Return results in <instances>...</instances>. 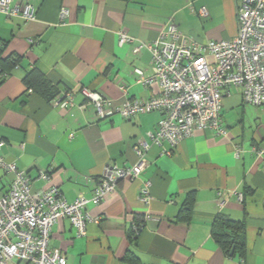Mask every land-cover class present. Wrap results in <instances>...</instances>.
<instances>
[{
    "label": "crops",
    "instance_id": "obj_1",
    "mask_svg": "<svg viewBox=\"0 0 264 264\" xmlns=\"http://www.w3.org/2000/svg\"><path fill=\"white\" fill-rule=\"evenodd\" d=\"M28 1L35 8L32 19L0 11V59L17 57L15 66L5 61L0 67V155L27 171L33 189L49 184L38 176L48 171L50 184L69 201L79 193L90 197L88 179L101 175L107 164H134L133 145L139 137L149 142L161 117L152 111L129 119L119 113L97 118L90 106L80 108L86 102L81 89L117 105L156 95L158 85L136 81L135 68L146 76L152 69L149 49L135 54L134 44L155 40L171 23L198 42L231 39L238 29V0ZM61 8L67 11L62 19ZM201 8L206 15L197 13ZM121 29L133 43L118 44ZM33 67L51 85L50 99L23 82ZM67 90L74 104L52 105ZM221 119L225 134L195 131L170 155L163 153L167 141L151 144L147 166L136 179L119 181L98 205L87 203L90 216L99 220L88 223L86 234L77 236L68 219H59L50 245L65 254L67 264H264V169L253 151L264 142V109L244 103L240 89L232 87L223 96ZM8 180L0 169V186ZM146 183L147 202L140 199ZM219 214L243 222L242 259L214 240L211 226Z\"/></svg>",
    "mask_w": 264,
    "mask_h": 264
},
{
    "label": "built area",
    "instance_id": "obj_2",
    "mask_svg": "<svg viewBox=\"0 0 264 264\" xmlns=\"http://www.w3.org/2000/svg\"><path fill=\"white\" fill-rule=\"evenodd\" d=\"M0 11L19 15L24 19L34 17L35 8L28 1L12 4V0H0ZM206 15V10L197 11ZM67 14L60 10L61 19ZM238 29L231 39L198 42L192 36L181 32L175 23L169 24L158 38L151 42H139L132 47L133 53L142 48L151 52V73L145 75L135 68L136 81L156 84L159 92L147 98H125L114 104L103 95L83 87L81 94L97 118L119 113L129 119L140 113L158 111L161 117L154 132H149L148 142L139 137L133 145L137 160L130 166L109 163L98 177H91L92 195L79 193L69 201L50 184V173L39 171L38 176L49 183L46 187L33 189L27 171L15 161L0 155V169L9 176L8 184L0 186V264H67L65 254L50 245V235L59 219H68L77 236L86 234L87 225L97 222L86 210L88 202L100 204L121 180L136 179L147 166L146 152L151 144L169 143L163 153L170 155L175 145L195 131L210 129L216 134H225L222 124V99L232 87L241 91L244 103L264 109V0H238ZM134 38L124 29L118 31V44L133 43ZM73 93L70 90L52 99V105L72 106ZM4 141H0V146ZM240 147L234 154L239 156ZM264 169V142L253 148ZM148 183L142 189L140 199L148 201ZM239 199L242 195L239 193ZM223 205L222 192L217 198ZM141 222H134V229H140ZM238 264H242L239 262Z\"/></svg>",
    "mask_w": 264,
    "mask_h": 264
},
{
    "label": "trees",
    "instance_id": "obj_3",
    "mask_svg": "<svg viewBox=\"0 0 264 264\" xmlns=\"http://www.w3.org/2000/svg\"><path fill=\"white\" fill-rule=\"evenodd\" d=\"M3 45L4 44L0 42V54ZM5 61L9 66H15L17 64V57L15 55H10L6 58V60L0 59V67H2L3 62ZM23 82L28 87L36 89L40 94L47 97L48 99L52 97L53 91L51 85L36 67H33L27 71V73L23 76ZM191 202L192 198L189 196L182 207L183 217H185L184 213L189 212ZM211 233L216 243L224 250L226 254L233 256L234 254L238 253L242 259L245 252V234L243 222L236 221L226 215L219 214L213 220Z\"/></svg>",
    "mask_w": 264,
    "mask_h": 264
},
{
    "label": "water",
    "instance_id": "obj_4",
    "mask_svg": "<svg viewBox=\"0 0 264 264\" xmlns=\"http://www.w3.org/2000/svg\"><path fill=\"white\" fill-rule=\"evenodd\" d=\"M231 254H232V251H231Z\"/></svg>",
    "mask_w": 264,
    "mask_h": 264
}]
</instances>
